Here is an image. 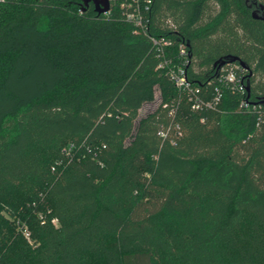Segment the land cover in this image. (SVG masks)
<instances>
[{"label":"trees","instance_id":"obj_1","mask_svg":"<svg viewBox=\"0 0 264 264\" xmlns=\"http://www.w3.org/2000/svg\"><path fill=\"white\" fill-rule=\"evenodd\" d=\"M150 1L147 35L118 5L0 1V264H264V0ZM239 62L243 95L218 80ZM33 180L56 226L5 200Z\"/></svg>","mask_w":264,"mask_h":264},{"label":"built area","instance_id":"obj_2","mask_svg":"<svg viewBox=\"0 0 264 264\" xmlns=\"http://www.w3.org/2000/svg\"><path fill=\"white\" fill-rule=\"evenodd\" d=\"M150 0H109V4L118 5L123 12L124 20L127 23L133 25L136 31L147 33L148 19L147 13L150 7ZM149 40L155 49L156 56L160 58L157 65L158 69H163L166 72L168 78L173 82L177 88L184 89L187 92V99L191 103V107L198 108H213L220 99V94L214 95L213 99L204 101L199 95V89H192L190 83L186 78V65L188 64L186 46L181 44L178 47L179 60L173 62L167 54V48L170 46V41L164 36L155 37L148 36ZM231 65V64H227ZM242 71H246L238 65L224 70L220 76H218L219 82L228 84L232 89L237 90L240 94H244V88L242 85ZM240 106L247 107L245 103H241ZM253 108L255 105H252ZM26 234V233H24Z\"/></svg>","mask_w":264,"mask_h":264},{"label":"rangeland","instance_id":"obj_3","mask_svg":"<svg viewBox=\"0 0 264 264\" xmlns=\"http://www.w3.org/2000/svg\"><path fill=\"white\" fill-rule=\"evenodd\" d=\"M158 103V94L155 93L154 99L152 102L144 104L141 109L139 110V116L145 115L147 112L152 111ZM42 153L50 154L51 148L44 147L41 149ZM47 150V151H46ZM52 168H54L53 165H51ZM42 188L36 181H30L29 183L22 184L20 186L12 188L10 191L6 193V201H9L10 203L14 204L15 207L19 212L24 210L31 205L37 206L41 205L43 210L39 212V219L42 218H50L53 225H57V220L54 219V217L51 216V210L48 209V205L46 202H44L42 198ZM26 241H31V237L29 236V233L27 232L25 234Z\"/></svg>","mask_w":264,"mask_h":264},{"label":"water","instance_id":"obj_4","mask_svg":"<svg viewBox=\"0 0 264 264\" xmlns=\"http://www.w3.org/2000/svg\"><path fill=\"white\" fill-rule=\"evenodd\" d=\"M85 3H88V2H92L93 5L95 6V10L97 13L99 14H104L106 13L108 10H109V0H84ZM254 18H256L254 16ZM237 62V59L234 58V57H225L224 59L218 61L215 65H217L218 69L221 68L222 66H224L225 64H232V63H235ZM239 66L241 68H243L244 70L248 71V68L241 62L238 63ZM248 76H250V73L248 74ZM242 85H243V88H244V94L246 93V91L248 92L249 89L248 87L245 89V85H244V82L242 80ZM260 105L261 106H264V100H261L260 101Z\"/></svg>","mask_w":264,"mask_h":264},{"label":"crops","instance_id":"obj_5","mask_svg":"<svg viewBox=\"0 0 264 264\" xmlns=\"http://www.w3.org/2000/svg\"><path fill=\"white\" fill-rule=\"evenodd\" d=\"M0 1H2V0H0Z\"/></svg>","mask_w":264,"mask_h":264}]
</instances>
